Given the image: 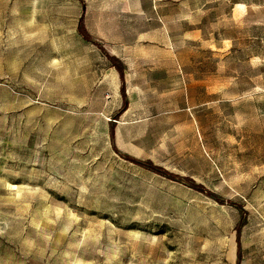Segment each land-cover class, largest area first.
Wrapping results in <instances>:
<instances>
[{"label": "rangeland", "instance_id": "1", "mask_svg": "<svg viewBox=\"0 0 264 264\" xmlns=\"http://www.w3.org/2000/svg\"><path fill=\"white\" fill-rule=\"evenodd\" d=\"M0 264H264V0H0Z\"/></svg>", "mask_w": 264, "mask_h": 264}, {"label": "trees", "instance_id": "2", "mask_svg": "<svg viewBox=\"0 0 264 264\" xmlns=\"http://www.w3.org/2000/svg\"><path fill=\"white\" fill-rule=\"evenodd\" d=\"M82 33H83V32H82ZM144 165H145V164H144ZM145 166L148 167V168H150V169H152L151 166H148V165H145Z\"/></svg>", "mask_w": 264, "mask_h": 264}]
</instances>
